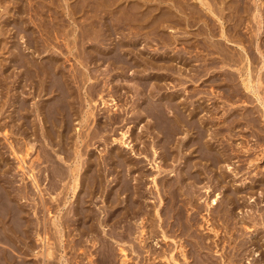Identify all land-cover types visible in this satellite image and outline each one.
Masks as SVG:
<instances>
[{
	"label": "bare ground",
	"instance_id": "obj_1",
	"mask_svg": "<svg viewBox=\"0 0 264 264\" xmlns=\"http://www.w3.org/2000/svg\"><path fill=\"white\" fill-rule=\"evenodd\" d=\"M10 1L15 4L14 10L0 0V7L4 6L7 13L0 27V49L5 53H0V97L7 95L0 99V115L7 117L3 124L12 133L29 137L27 142L39 139L42 145H36L35 157L28 160L10 141L17 168L28 179L22 187H15L16 178L7 175L12 167L4 161L0 142V242L8 246L0 247V264H116L114 256L117 264H217L209 253L212 246L206 241L208 236L192 229L193 225L204 226L212 232L220 240L214 247L224 242L226 235L223 237L222 230L211 223V213L221 219L224 232L232 236L235 259L229 256L225 260L222 255L223 263L240 264L247 241L245 244L240 239L241 232L236 233L241 229L237 226L240 220L232 221L239 193L237 189L229 192L230 174L219 164L228 158L230 150L222 143L215 149V133L207 128V119L200 114L207 105L203 107L199 99H191L197 88L196 92L190 89L189 99L186 93L183 97L180 86L185 82L184 76H188L187 69L192 70L189 78L195 83L201 78L199 74L203 72L205 77V72L215 68L212 74L218 73V78L207 75L205 81L207 78L231 96V91H236L233 88L237 74L229 68L236 65L232 67L236 72L245 71L244 88L259 95L257 88L263 87L264 80L260 77L253 83L254 77L250 79L248 65L252 58L242 43L241 28L248 3L70 0L74 6L68 3L69 8L65 5L67 0H40V4L37 1L36 13L44 19L40 23L48 24L45 27L49 30H61L62 36L72 34L69 47V43L65 46L68 53L60 57L51 50L54 40L50 31L45 33L43 27L45 35L37 39L36 29L27 23L26 0ZM54 4L61 12L51 10L50 5ZM47 6L52 16L44 8ZM259 8L253 10L256 34L261 27L264 29V15L260 18ZM62 11L76 22L70 23L74 27L65 29L61 20L57 28L54 17H61ZM45 12L54 16V21L49 22ZM80 15L89 22H78ZM189 29L193 34L187 36ZM151 44L159 48L147 54L145 49ZM232 44L235 47L231 48ZM261 47L256 41L260 68L264 69ZM68 55L76 58L77 66H65ZM198 59L203 61L200 66L196 64ZM177 85L179 89H172ZM26 90L29 97L24 95ZM115 94L125 96V101L118 103L120 99ZM30 99H34L31 104ZM102 106L117 112L103 114ZM232 112H228L223 124L233 121L236 114ZM124 126L127 128L122 129ZM73 128L75 134L70 133ZM117 128L121 130L116 131ZM255 181L263 187L264 175ZM251 183V189H246L250 192L255 187ZM218 186H225L221 195V190L216 192ZM199 187L203 188L202 193ZM150 197L156 200L148 207ZM221 199L224 205H218ZM26 200L34 201L32 210L26 207ZM202 210H206V215ZM52 211L49 219L44 216ZM260 216L245 219L257 231L253 244L260 238L262 229L259 227V231L258 226L264 227V216ZM232 229L236 232L232 233ZM113 243L118 245V252Z\"/></svg>",
	"mask_w": 264,
	"mask_h": 264
},
{
	"label": "rangeland",
	"instance_id": "obj_2",
	"mask_svg": "<svg viewBox=\"0 0 264 264\" xmlns=\"http://www.w3.org/2000/svg\"><path fill=\"white\" fill-rule=\"evenodd\" d=\"M28 1L31 2L29 5H28ZM28 1L27 0L24 1V4H26L25 7H28V8H26L27 13H25L24 16L26 17V21H28L27 23H29L30 25H32L31 27L34 28V30L36 29V31H35L34 34H36L37 39L43 38L44 35H45V33H48L50 31V35H52V38L54 40L53 41V44L51 45V48H52L51 50H54L56 52V54H58L60 57L63 54L66 55L68 53V51H67L68 48H66L65 46L68 45L67 47H69V45H70V42H69L70 40L69 39L71 38L72 34L69 33L67 35L68 36L67 37V36H62L63 34L61 35V32H60L61 30H59V29L58 30L56 29L57 31H55V29H53V28L49 30L47 27H45L48 24H45L44 23V25H43L42 23H40V21H43L44 22V19H42V17H40V15H38L36 13V9H37L36 7L39 6L37 4H40L39 3L40 0H36V1L35 0L34 1L33 0H28ZM37 1H38V3H37ZM68 1H70V0H67V3L65 4L66 6L68 5V3L69 4H72L73 3V2L70 3ZM245 1H246V3H248L246 6L249 5V7H251V8L248 7V9H249L248 10V14H247L248 17L247 16L245 17V20H246V21L244 20L245 21L244 22L245 24L241 28V31L243 32V35H244V39L242 40L243 41L242 43L245 46V48H247L248 54H250L249 55L250 58L254 59V61H253L254 63H252V59L250 60L251 61V62H249L250 66L248 65V67L250 68L249 69V77H250V79H253V77H254L253 83L254 82L256 83L255 80H257V78L260 79V77H261V81H262V79L264 80V72H263L264 69L263 68H260V66H261V59L259 57L258 50L256 49V41H257L258 44L260 43V47L262 46L261 48H264V44H262V43H264V29H263V27H261L260 28V31H258V34H256L257 23H256V19L253 18V13H254L253 10L257 6H258V8L260 7L259 8V11L261 13L260 18H263L262 16L264 15V7H263L264 6V0H245ZM35 3H37V4H35ZM2 4H5V5L7 4L8 5L7 7L10 8V10H14L15 9V7H14L15 4L13 2H11L10 0H5V1L3 0V3ZM54 5H50V7H52V9H51L52 11L54 9H55V11L62 10L61 8L58 9V7H56V5L55 6ZM30 6H32L33 9L35 7V10L34 11L32 9L33 12L30 10L31 9V8H29ZM53 6L56 7V8H54ZM72 6H74V4H72L71 7ZM3 7H0V11H1L0 15L2 16V17H0V27H2L3 24H4V22L2 21L3 18H5V16H7V13L5 12L6 10H4ZM67 7L71 8L70 5H68ZM44 8L46 9V8H48V6L47 7H44ZM73 8H75V7H73ZM46 10H48V12H49L50 11V8H48ZM73 10H75V9H73ZM28 11H29V13H28ZM48 12L47 13L45 12V14H44L45 18L47 17L46 18L47 20L50 19L49 22L55 20L54 23L57 26L59 24H61L60 22L62 20L64 22V23L62 22V24L64 25L65 29L68 30V27H70V25H71L70 23H73L72 22L73 20L72 19L71 20L69 19L71 17L70 16H67L63 11H62L61 17H60V15L58 13V15H59L58 17H60L61 19L58 18V17H56V19H55V17L53 16L54 17V20H52L53 17H51L52 16L51 15L52 12H49V15H51V16L48 15ZM78 13L79 12H76V15H78V17H79V14ZM37 15H38V18H37ZM32 16H33V18H31ZM76 17L77 16H75V19H76ZM78 17L76 19L77 21L79 20L78 22H84L83 24H86V22H89L88 19H87L88 20L87 21L85 19V17L83 18V17H81V15H80V18H78ZM83 19H84V21H83ZM65 22H67V23H65ZM75 23L76 22H74L73 24L75 25ZM40 24H41V26L43 25L41 28L39 27ZM73 24L71 25L72 27H74ZM200 24H202V23L200 22ZM200 24H198L197 27L200 26ZM43 27H44V29L46 28V31L47 30H49V31H47V32L45 31V33H44V30L42 29ZM48 27L50 28V26H48ZM57 28H59V26ZM40 29H42V30H40ZM76 29L78 30V27H76ZM190 30L191 29H189V31ZM189 31H187L185 33L186 35L188 34L187 36H190V35L193 34L192 33L193 30H191L190 32ZM189 33H192V34H189ZM55 34H56V36H55ZM58 35H59V37H58ZM0 37H3V35H0ZM3 39L5 40V38H3ZM22 39H25V38H22ZM1 40H2V38H0V41ZM67 43H69V44H67ZM251 44H253V45L251 46ZM180 45H182V44H180ZM234 45L232 44V45H230V47L233 48L232 46H234ZM155 47L159 48L158 45L151 44V46H150L151 50H149L150 48H148V49L146 48L145 49L146 50V53L147 54H148V52L149 53H155V50H156V49L154 50ZM197 50L199 51V49H197ZM54 51H52V52H54ZM73 51L78 52V49H75L74 48ZM3 52L4 51L0 49V53H3ZM4 54L5 53H3V55ZM41 54L42 53H40V56L42 57ZM147 54H145V55H147ZM251 54H252V56H251ZM198 55L200 56L201 55V52H198ZM40 56H38V58ZM202 56H203V53H202ZM0 58H2V56H0ZM68 58H69L68 60H67V58H64L65 59L64 62L66 64L65 66H67V68H71L72 65L77 66V60H76V58L73 55H68ZM200 60L199 59L196 60L197 61L196 64H198V66H200L202 64V62H203L202 60L201 61ZM235 66H232V67H235ZM232 67L229 68V66H228L227 68L235 71V74H237L236 75V78H235L236 79V82L235 83H237V85H236V87L234 86V88H233L237 92L236 91H231L233 93V94L230 93L231 96L230 95L228 96L227 93L225 94V92L221 88H218L219 86L217 84H214V83L212 84V83H210L207 80V78H208L209 75L212 76V77H210V79H213L215 76H217V78H218V75H219L218 73H216L214 75L212 74L213 73L212 71H216L215 68H210L207 73L205 72V74H206L205 77L208 75L207 78H206V81H205V77L203 76L204 73L202 72V74H199V77L201 75L200 80L198 79L195 83L194 82H190L189 76L192 75L191 74L192 73V70L189 71L187 69L186 75L188 74V76L187 77L184 76L185 82L181 84L182 86L177 85L176 87H173V88L171 86L170 87L172 89H176V88H178V86H180V90L182 92L183 97L185 96L184 94L186 93V95H187V97H189V99H190V96L192 95L191 92L192 91H195V89L197 88L196 89L197 92L195 91L197 94L194 93L195 95H192L191 99H194V100L195 99L196 100L199 99L198 101L199 102L201 101L200 103L202 104L201 106H203V107L207 105L206 107H204V108H206V110H203L202 112H200V114L205 119H207V124H208L207 128L215 133L214 136L217 138L216 141H218V142L214 141V143H216L215 149H218L217 146L221 147L220 143H222V145H225L226 144L227 145V146L225 145L226 148H228L230 150L229 151L228 158L226 160H221L219 164L224 167L223 169L226 170V173L228 172L227 175L230 174L229 176H227V181L229 183L228 184V186H229V189L228 190L231 189L229 192L235 191V189H237L236 192H237V194L239 193V195H237V196H238V199L240 201L238 200V202H239L238 207H236L233 210V219L234 220H232V221L235 222V220H238L239 219L240 222L237 223L238 225L237 224L236 225L239 228H241V229H239V231H237V232H236L235 229L234 230L232 229V233L234 231L236 233L241 232V233H238L239 234V237L241 236L240 239L242 238V240L244 241L245 244H246V241H247V245H246L247 247L245 246L247 249L245 250V247H244L243 252L244 251L245 252L242 253L241 254L242 256H240V258H239L240 261H242V262H240V264H264V254H263L264 252H262L264 250V241H263L264 240V227L262 225L261 226L260 225L258 226L259 231L262 229L261 230L262 232L260 231L261 234L259 233V235H258V236H260V238L258 237L259 239H257L258 241L256 239H254V241H257L256 243L257 244L259 243L260 245L259 244L258 245L257 244H253L251 242H252L253 238L256 237V235H254V234H257V231H253L254 230V227L251 225V223H248L249 221H246V220H249L248 218L253 217V216L254 217L256 216V218L260 219L259 218L260 214L264 216V213H262V212H264V186L263 187L262 186L260 187L259 182L258 181H255L256 178L263 177V175H264V113H263V106H262V104H264V101L262 102V99H264V95L262 96V92H263V89H264V85H263L262 88H261V86H259L257 88L259 90V92H258L259 93V95H258L259 97H258L257 94H253L252 91H249L248 89L244 88V83H242L243 82L242 81V78H244L245 75H246L245 74V71L239 73L238 71L236 72V70L234 68H232ZM216 69L218 70V68H216ZM260 69H261V71H260ZM250 70H251V72H250ZM257 70H259V71H257ZM210 71H211V73H210ZM251 73H254V74H251ZM9 79H11V78H9ZM168 80L170 81V79H168ZM200 81H202V82L200 83ZM207 81H208V83H207ZM10 82L11 81H9V84H10ZM204 82H205V84H204ZM170 83L171 82H169V84ZM9 84H7V85H9ZM170 85H172V84H170ZM188 89H189V92H188ZM190 89H192V91H190ZM27 90L29 91V89H27ZM28 91L26 93H24V95H26L27 97H29V95H27ZM263 94H264V92H263ZM224 95L225 96L227 95L228 98L225 97ZM5 96L7 97V95L5 94L4 96L0 97V99H5L6 98ZM115 96H116V99H117V97L119 95L115 94ZM105 97L108 98L109 95L106 94ZM122 97L125 98V96H119V99L121 101L120 100H117L118 103L119 102L123 103L125 101V100H122L123 99ZM35 99H38V97L35 98ZM33 100L34 99H30V102L29 103L31 104V101H33ZM187 100H188V98H187ZM102 108L103 109H101V112L103 114H109V112H111L110 111L111 109L110 108L108 109V106L107 107L106 106H104V107L102 106ZM232 110H233V112H235L234 115L236 114V116L239 117V118L238 119L237 118L235 119V117H236L235 116V117H233V121L231 120L232 122H230L229 125L227 123H224L223 124L224 118H226V116L229 114L228 112L231 113ZM104 111H106V112L104 113ZM114 112H117V111H114L113 110L111 112V114L114 113ZM5 120L7 121V117L5 115H3V116L0 115V124H1L0 125V130H2V131H0V142H1V145L3 146V148H4V151H5L4 157H6V158L4 159V161L9 162L7 165H10L12 167L10 169V171L7 173V175L9 177H12V178L15 177L16 178V180L13 182V186L15 185V187H17V186L18 187H22L23 184L25 182H27L28 179L25 178L26 176L25 175H22L21 171H19L18 168H17L18 160L16 159L15 155L11 154V147H10L11 145H9L10 144V141H13V142H11V144L13 146L15 144V148H18L17 150L20 152L21 155H23V157L25 159H28L29 157L32 159L33 158V155L34 154L36 155V152L34 151L35 150L34 148L36 147V145L38 146V144L39 145H42V142L39 139L38 140L37 139L34 140L32 138L27 142V140H28L29 137L27 138V137L22 136V134H14V133H12L10 130H8L10 128H8L7 126H4L3 122ZM2 126L3 127H6V128H3ZM75 126H76V124L74 123L73 127H75ZM126 128L127 127L124 126L122 129H126ZM220 128H222V129H220ZM117 129H116V131H120L121 130V129H118V130ZM217 129H219V130H217ZM73 130H74V128L71 130V132H70L71 134H75L76 133ZM4 131L6 132V137H5V135L3 136ZM116 133H118V132H116ZM116 133H115V135H116ZM216 133H217V135H216ZM31 137H33V136H31ZM32 144L35 145V146H32ZM46 147L48 149H51V146L48 145V144H46ZM100 147H101V145H100ZM244 149H247V150H244ZM26 151H28V153ZM25 153H27V154H25ZM35 155H34V157H35ZM236 155H238V156H236ZM225 166L226 167H229V168L227 169ZM230 166L233 167V168L230 169ZM21 176H23L24 179H22ZM150 178H151V175L148 178L149 181H150ZM251 182L254 183V186L255 187L250 192L249 190L251 188L249 186H251V184H252ZM198 185H201V182ZM220 187L218 186L215 189H216V192H219L221 190L220 191V195H221V193L223 194V192H225V188H224L225 186H220ZM217 188H219V189H217ZM202 189H203L202 187L199 189L200 193H202L201 192ZM215 189H214V191H212L210 193L211 194L210 197L213 196V193L215 192ZM246 189H249V190H246ZM247 191L249 193H247ZM45 197L49 198V194L45 193ZM203 197H205V196L203 195ZM155 200L156 199L150 197L147 200V201H149V206L148 207H151V204L153 203L152 201H155ZM24 203L27 204V205L26 204H24V205H26V207L28 209H31L32 210V208H33V204L32 203H34V201H32V200H26ZM219 204L220 205H224V202H223L222 199H221V201L219 200L218 205ZM229 205H227V206H229ZM252 205H253V207H252ZM213 206H215V205H213ZM255 206L258 207V208H256ZM255 208L257 209L256 211L261 210L260 211L261 213L257 212V213H259V214H257V213H255L256 211H254V213H253V210H255ZM235 211H236V213H235ZM205 212H206V210H202V213L204 215H206ZM50 213L48 214V212H46V213H44V216H46V218L49 219V217H51L53 215L54 211H52ZM251 214H253V215H251ZM48 215H49V217H48ZM248 215L249 216L251 215V216L248 217ZM210 217H211L210 218L211 219V223L214 226L216 225L215 226L216 228L217 227L220 228V229L217 228L219 231L222 230V231H220L221 232L220 234L223 235V237H224V235H226L223 238L225 241L224 242L221 241L220 244H218V246L221 245L220 247H218V246L214 247L216 245L215 243H217L219 239L217 237H215V236H212L213 233L212 232L209 233V231L206 228H203L204 226L201 228V227H198L196 225H193L192 226L193 227L192 229H193V231L196 234H200V235H203L205 237L208 236L207 237L208 239H206V241H208L209 243H211L210 245L212 246L211 247L212 250H210L209 253L211 254L212 259L215 262H217V264H225V263H223L224 262V259L225 260H228L230 258H234L232 256V252H231L232 251V243H231L230 240H232V239H230V237H232V236L229 237V233L224 232L225 228H223L224 226H223V223H222V221H221L220 218L219 219H216V216L214 217V213L213 214L211 213V216ZM260 217H262V216H260ZM197 218H199L198 220H201V216H197ZM242 218L244 220V223H243ZM241 220H242V222H241ZM199 222L202 223L201 221H199ZM253 236H255V237H253ZM211 240H213V241L211 242ZM52 241H53V239H52ZM115 244L113 243V245H114L113 249L115 250V252H118V245H115ZM223 244L225 245V247H224L225 249H223L225 253L222 250V245ZM2 245L7 249L8 246L7 245H4L3 243L0 242V247ZM260 247H261V250H260ZM218 248L220 249V251H219ZM257 248H258V251H257ZM221 251L223 252V254H220V253H222ZM228 251L231 252V253L228 254ZM259 251L261 252L260 254H259ZM226 253H227V255H226ZM68 255H69V253H68ZM222 255L223 256H226V257L224 258ZM261 255H263V256L261 257ZM20 256H18V259H21ZM229 256H231V257L229 258ZM114 257H115L114 258L115 263L117 264L116 261H117L118 258L116 256H114ZM226 258H228V259H226ZM261 259H263V260H261ZM234 262H236V260H234Z\"/></svg>",
	"mask_w": 264,
	"mask_h": 264
}]
</instances>
